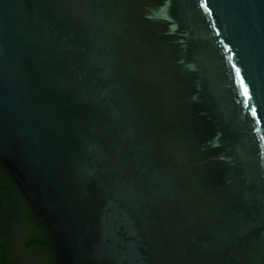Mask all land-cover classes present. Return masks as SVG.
Returning <instances> with one entry per match:
<instances>
[{
	"label": "water",
	"instance_id": "water-1",
	"mask_svg": "<svg viewBox=\"0 0 264 264\" xmlns=\"http://www.w3.org/2000/svg\"><path fill=\"white\" fill-rule=\"evenodd\" d=\"M0 161L60 264H264V0H0Z\"/></svg>",
	"mask_w": 264,
	"mask_h": 264
},
{
	"label": "flooded vegetation",
	"instance_id": "flooded-vegetation-1",
	"mask_svg": "<svg viewBox=\"0 0 264 264\" xmlns=\"http://www.w3.org/2000/svg\"><path fill=\"white\" fill-rule=\"evenodd\" d=\"M20 192L24 198L25 195L21 190ZM25 209L23 199L19 192L9 187L5 191H1L0 258L6 256L5 259L8 262H13V264H19V261L22 264H26L29 261L33 264H40L41 258L35 253L29 254L24 247L27 240L34 234V229L29 224L25 215Z\"/></svg>",
	"mask_w": 264,
	"mask_h": 264
},
{
	"label": "trees",
	"instance_id": "trees-1",
	"mask_svg": "<svg viewBox=\"0 0 264 264\" xmlns=\"http://www.w3.org/2000/svg\"><path fill=\"white\" fill-rule=\"evenodd\" d=\"M8 187L19 192V194L21 195L23 199V206H25L26 208L25 215L28 219L29 224L34 229L33 236L29 240H27L24 245L26 251L29 252V254L35 253L36 255H38L39 258H41L40 264H60V260L55 250V244L52 240L50 231L46 228L40 217L31 209L26 198H23L19 190L20 188H18V185L14 182L11 175L0 161V198L1 191H5ZM5 258L6 256L0 258V264H13V262H8ZM19 264H22V262L19 261ZM26 264L33 263L29 261Z\"/></svg>",
	"mask_w": 264,
	"mask_h": 264
},
{
	"label": "snow or ice",
	"instance_id": "snow-or-ice-1",
	"mask_svg": "<svg viewBox=\"0 0 264 264\" xmlns=\"http://www.w3.org/2000/svg\"><path fill=\"white\" fill-rule=\"evenodd\" d=\"M237 74L239 75V69H237ZM246 94H247V92H246Z\"/></svg>",
	"mask_w": 264,
	"mask_h": 264
}]
</instances>
